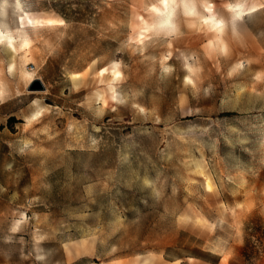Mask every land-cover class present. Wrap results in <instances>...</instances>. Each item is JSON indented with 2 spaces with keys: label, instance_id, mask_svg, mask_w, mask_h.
I'll use <instances>...</instances> for the list:
<instances>
[{
  "label": "rangeland",
  "instance_id": "374dc122",
  "mask_svg": "<svg viewBox=\"0 0 264 264\" xmlns=\"http://www.w3.org/2000/svg\"><path fill=\"white\" fill-rule=\"evenodd\" d=\"M156 5L0 0V264H264V0Z\"/></svg>",
  "mask_w": 264,
  "mask_h": 264
},
{
  "label": "bare ground",
  "instance_id": "6f19581e",
  "mask_svg": "<svg viewBox=\"0 0 264 264\" xmlns=\"http://www.w3.org/2000/svg\"><path fill=\"white\" fill-rule=\"evenodd\" d=\"M168 3H169V0H161V6H157L156 5V8L159 9V10H162L164 7H166L168 5ZM230 10L232 11L233 14H242V13L248 12L247 7H243L242 4H240V3L230 4ZM19 19H20V22L23 25H26L27 20H29L32 23H36V22H53L55 20L53 18H36V19H34V18L30 17L29 15H27V17L26 16L24 17V16L20 15ZM3 22L4 21H2L0 19V39L3 36H7L9 41H10V43L12 44V46L16 47V44L12 40L13 34L5 35V34L2 33L1 23H3ZM212 24H213V26H216L217 30H220L222 28L220 25L218 26L216 22H213ZM19 36H20L19 45H23V44L28 43V38H27V36L25 34H19ZM103 68H105L104 70H106L105 66ZM73 74L74 75H79L80 72L79 71L78 72H74ZM207 185L208 186L211 185L209 180L207 181Z\"/></svg>",
  "mask_w": 264,
  "mask_h": 264
},
{
  "label": "built area",
  "instance_id": "2783aa9c",
  "mask_svg": "<svg viewBox=\"0 0 264 264\" xmlns=\"http://www.w3.org/2000/svg\"><path fill=\"white\" fill-rule=\"evenodd\" d=\"M263 229H264V219H263Z\"/></svg>",
  "mask_w": 264,
  "mask_h": 264
}]
</instances>
